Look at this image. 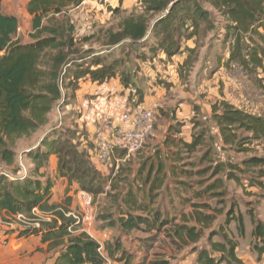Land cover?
<instances>
[{"label": "trees", "instance_id": "1", "mask_svg": "<svg viewBox=\"0 0 264 264\" xmlns=\"http://www.w3.org/2000/svg\"><path fill=\"white\" fill-rule=\"evenodd\" d=\"M25 1L26 11L32 17L30 42H21L16 38L18 21L14 16L2 13L0 0V166L3 167L0 170V227L5 228L4 236L15 239L38 237L49 251L57 252L54 264H105L99 244L81 231V225L70 215L74 213L72 198L65 196L54 204L52 181L41 173L48 166L50 158L56 157L58 177L67 179L69 184H77L81 192L94 194L96 187L102 183V176L92 166L87 153L66 138H50L47 135L36 146L25 148L24 159L32 167L20 179L17 177L16 149L21 140L32 138L49 125L53 107L61 99L59 76L63 66L67 65L65 73H72L64 90L73 92L82 78L89 77L91 82L97 84L114 78L118 73V62L101 64L95 60L89 65L85 64L86 69L80 65L71 68L75 60L69 58L78 50L73 48L74 27L68 19V12L80 6L83 0ZM203 1L215 14L202 8L200 0H141L143 14L123 19L116 33L109 30L108 44L127 40L128 44H139L141 48L148 49L152 55L160 51L170 60L179 54L182 38L187 41L198 37L201 31H212V17L216 15L224 20L220 26L223 32L220 44L222 48H227L228 53L224 67L227 69L236 65L248 76L262 70L264 0ZM160 13L164 15L151 30L153 46L145 34L151 16ZM181 29H185L187 34H181ZM82 54L78 61H84L89 55L97 56L89 50ZM141 58L145 60L147 57ZM121 81L127 84V76L123 73ZM210 108L211 120L224 146L246 152L241 147L251 142L264 149V114H250L224 100L214 102ZM205 139L206 134L201 130L194 134L190 143L182 145L188 153H192L196 147L205 144ZM168 141L166 138L164 144ZM152 168L151 165L145 182ZM222 169L217 163L214 174H220L224 171ZM254 169H257V179L264 178V158H245L239 166L230 165L225 180L240 185L241 174ZM7 170L14 179L5 176L9 174ZM161 171L162 167L158 165L150 192L156 189L155 184L157 187L162 185L159 177ZM221 183L214 182L198 196L209 194L212 198L223 197L226 191L211 192L219 190ZM251 183L252 187H263L261 181ZM218 203L222 202L219 200ZM192 207L198 211L193 210L189 217L183 215L181 223L171 224L170 230H167L173 249L181 251L189 248L196 256L194 264H245L237 256L239 243L229 230L234 223L238 238H244V215L234 207L225 214L224 209L206 203ZM112 215H115V220H112ZM221 215L224 217L218 222ZM245 215L252 225V250L257 261H261L264 256V223L256 220L253 211L246 210ZM18 217L31 226L24 224L21 228L13 229L12 226H19ZM101 219L108 221L110 226L117 225L125 234L145 231L153 236L172 223V220H161L159 212L151 209L149 204L138 201L137 194L131 190L121 197L115 214H106ZM203 239L205 243L199 247ZM111 253L114 254V251L111 250ZM159 263L168 264L167 261Z\"/></svg>", "mask_w": 264, "mask_h": 264}, {"label": "rangeland", "instance_id": "2", "mask_svg": "<svg viewBox=\"0 0 264 264\" xmlns=\"http://www.w3.org/2000/svg\"><path fill=\"white\" fill-rule=\"evenodd\" d=\"M140 1L136 0L127 9H122L120 6L111 9L107 5L108 1L96 0L98 7L96 5L93 7L94 4L88 3V5L80 9L74 8L70 10L68 19L74 27L72 32V37L74 38L73 48L78 50L77 54L69 58L72 61L75 60L71 68L80 65L86 69L88 67L85 64L89 65L96 60V62L101 64L118 62L116 65L117 72L126 69L132 71L136 66L135 60H142L141 56L150 59L161 53L160 51H155V55H152L149 50L141 48L139 44H128L124 40L114 45L108 44L110 41L109 30L116 33L119 23L123 19L143 14V6ZM117 2L120 3L121 0H117ZM199 5L215 14L203 0H200ZM2 11L18 17L20 31L16 38L21 42H30L32 17L27 14L26 6L22 0H3ZM163 15L164 13H160L151 16L152 19L145 34V37H148V42L153 46L155 44L153 41L154 36L151 35L152 26ZM212 20L214 26L212 31H201L198 37L194 38L193 46L190 49L181 47L182 50L179 53L184 52L182 53L184 55L177 57L178 66L174 67V72H176L175 74L178 75L179 79L175 85H166L168 87L166 90L164 89V101L160 107H156L155 120L157 116L166 115V110L171 111L173 115L174 113L182 115L184 110L182 108H188L190 112L186 123L188 122L191 125L192 121H196L195 123L199 126L198 131L203 129L208 132L209 141H207L204 149L208 148L212 151L214 162L238 163L250 157L264 158V149L257 143V145L251 142L244 143L241 148L242 150H247L246 152L223 151L217 143L218 139L215 131H212L213 128L209 122L210 106L222 99L228 103L234 102V105L238 104L242 109L254 114H264V67L251 76L246 75L236 65H231L230 68L226 69L224 61L228 54L227 48H222L220 44L223 33L220 26L223 25L224 20L216 15L212 17ZM173 24L175 25V23ZM181 34H187L186 30L181 29ZM88 50L96 53L97 56L89 55L88 57L86 56L87 58L84 61H78L82 57V53ZM126 62H129V64L126 65ZM66 67L67 65L61 69L59 76L61 99L53 107L49 125L32 138L23 139L18 144L16 151L17 168L19 169V163L26 167L28 162L24 160V155L20 157L21 151L23 149L26 151L25 148L31 145L36 146L47 135L50 138H66L73 144H77L79 150H81L82 144L91 152L93 151L92 140L90 142L87 139L84 124L79 120L77 113L73 109L68 111L69 107L68 105L66 106L67 103H70V100L68 99L69 96L65 98L67 91L64 89L69 84L70 81L68 80L72 74L65 73ZM74 72H76L75 69ZM138 98L139 101L134 103L135 105H141V95ZM145 148L146 146L140 152L129 157H126L123 153L115 152L117 157H121L125 162L121 163L124 166L120 164L118 168L119 174L112 177L113 172H108V175H103L101 178L102 183L96 187L97 192L94 194L88 193L92 200L90 203L91 211L86 206H83L81 192L78 194L76 192L73 193L74 215L83 216L84 212L90 215L88 219H85L86 222L81 224V230L88 231L99 239L105 264H160V261H167L168 264H194L195 254H192L189 248L181 251L173 249L167 236L169 232L167 230H170L171 224L180 223L182 221L181 214H188L189 212V208H185L179 213L180 207L175 193L177 189L172 184L170 186L171 194H169L171 197H168L165 201L159 199L154 204L160 210L161 220L170 222L172 220V223H168L162 232L157 233L155 236L145 231H132L125 234L118 229L117 225L110 226L101 219L106 214H115L116 204L110 206L108 202L109 196L118 194L130 184L127 176L137 168L136 162L143 158L142 155L144 153L142 152ZM183 156L185 163H194V160H196L194 158L198 157V155H196L197 157ZM191 168L194 167L192 166ZM256 170L241 174L242 183L240 185H235L231 182L227 183L231 198L229 206L241 212L245 208L252 210L255 212L257 219L264 223V187L262 188L263 190H257L256 187L251 186V182L255 180L264 184V178H261V180L257 179ZM6 173L10 174V170L9 172L7 170ZM50 180L54 184L55 180L51 178ZM104 187H108V190L103 195ZM251 192H253V195H249ZM113 216L112 220H115V215ZM220 221L221 219L219 218L218 222ZM24 222L21 221L19 226H12V228L18 229L25 226L24 224H26V227L31 226L29 223ZM245 224V236L242 239L238 238L234 224L230 225L229 228L239 243L236 251L237 256L245 264H264V256L261 261H257L256 254L252 250V238L250 236L252 225L247 217L245 218ZM4 230L0 229V264H54L57 252L47 250L45 246L34 239L28 242H16L13 237L10 240L5 239ZM204 243L205 240L203 239L199 247H202ZM111 250L114 251V254L111 253Z\"/></svg>", "mask_w": 264, "mask_h": 264}, {"label": "crops", "instance_id": "3", "mask_svg": "<svg viewBox=\"0 0 264 264\" xmlns=\"http://www.w3.org/2000/svg\"><path fill=\"white\" fill-rule=\"evenodd\" d=\"M106 1H108L107 5H109L111 9H115L119 6L122 9H127L129 5H132L133 3L136 2V0H121L122 3L121 2L118 3L117 0H106ZM22 2L26 6V1L22 0ZM88 3L94 4L93 7L95 5L97 6L96 0H84L81 3V5L76 7L75 9H80L83 6L88 5ZM2 5H3V0H2ZM2 5H1V11H2ZM3 14L14 16L19 23V19L16 15L8 14V13H3ZM19 31H20V27H18V31L16 35L19 34ZM193 40L194 39L184 41L182 48L190 49V47L193 46ZM125 42L128 41L125 40ZM182 53L181 54L179 53L177 56L171 58L170 60H167L162 52L156 55V57L153 56L150 59L149 58H146L145 60L137 59L135 60L136 66L134 70L132 71H128L127 69L121 70L116 74L114 78L105 81L102 84L91 82L89 77L80 79L78 81L77 89L74 90L73 92L68 91L65 98L69 96L68 99L70 100V103L66 104V106L68 105L69 107L68 111L73 109V111L77 113L79 120L85 126L86 135L88 137L87 139L91 142L95 127L101 118L107 117L111 119L114 123L119 124L121 120V115L125 112L127 107H129L130 105H134V103H137L139 101L138 100L139 95H141V100H140L141 104L147 107H154L155 110L156 107H160L162 105V102L164 101L163 98L165 96V90L168 87L166 85L168 84L175 85L179 79L178 75L175 74L176 72H174V67L178 66L177 57L181 55L183 56L184 54ZM125 64L128 65L129 62H126ZM122 73L127 76L126 85L122 84L121 81ZM229 104L239 109H242L240 106H238V104L234 105V102L233 103L230 102ZM182 109H184L182 111L183 112L182 115L179 114L177 115L175 113L173 115L171 111L166 110V115L156 117L153 132L150 135V138L148 139L145 145L146 146L145 150L142 152L145 155L143 154L142 155L143 158L139 159V162H136L137 168L135 169V171L133 173H130L128 176L126 175L128 178V182L130 184L126 186V188L123 191L119 192L118 194L109 196L108 202L110 206L116 204L117 207L118 204H120L121 197L128 190H131L137 194L138 201H142L149 204L151 209L158 211L160 214V210L157 209L154 206V204L159 199L165 201L166 199H168V197H171V195L169 194H171L170 186L172 184L174 188L177 189L175 193L177 195V199L180 207L179 213H181L185 208H189L188 214H181L182 217L183 215L189 217V214L194 213L193 210L198 211V209H194L192 207L193 205L206 203L207 205L215 206L218 209L220 208L224 209V214L228 209L231 208L229 206L231 198L229 196L227 183L229 182L234 183V182L226 181L225 174L228 171L230 165L239 166L242 160L238 163L219 162L218 164L221 165L224 171L221 172L220 174L215 175L214 167L217 164V162H214V160L212 159L213 158L212 151L208 148L204 149V147L207 145V141H209V134L206 130H204L206 134L205 144L199 145L198 147L195 148L194 152L188 153L186 149H184L182 143H190L193 139L194 134L197 133L198 131L197 129L199 126L195 123L196 121H192L191 125L188 122L186 123L190 111L188 108H182ZM246 112L250 114H254L253 112L250 111H246ZM209 113H210L209 122L213 128L212 131H215L216 133V138L218 139L217 143L219 144L221 149L223 151L236 152L234 147L229 145L228 146L223 145L220 135L218 133V129L215 127V125L211 120V108ZM201 130L203 129H200L199 131ZM166 138L169 139V141L168 143L164 144ZM81 150L87 153V155L90 157V162L92 166L101 174V176L108 175V172L110 173L114 172L113 169L108 170L103 168L102 166H99L95 162L93 156L91 157L92 152L82 144H81ZM22 151H24V149ZM116 153H122V152H116ZM205 153L207 154L206 157H204ZM183 155H188L190 157H197L196 155H198V157L194 158L196 159L194 160L195 161L194 163H185V158ZM112 161L113 164L116 165L118 168L121 163H125L122 160V158L119 156L117 157V154L115 153L112 156ZM26 165L27 166L26 167L23 166V168H25L28 172L32 166L29 161L27 162ZM151 165L153 166L152 171L150 173L148 181L145 182V179L147 178ZM158 165L162 167L161 174L159 175V177L162 179V185L160 187H157V184H155L156 189L150 192L149 188L152 182L154 181V179L156 178L155 173ZM121 166L124 165L121 164ZM192 166L194 168H191ZM0 170H3L2 166H0ZM18 170H19L18 171V175H19L20 169L18 168ZM41 173H43L44 178H51L55 180L51 191L52 202L54 204L59 203L62 200V198H64L65 196H70L72 198L73 193L76 192V194H78L79 192H81L79 191L77 184L75 183L69 184L67 179L58 177L56 157L50 158L48 166L43 168L41 170ZM114 174L115 175L119 174V170L115 171ZM216 181L222 182L221 184H219L220 189L211 192L217 193V192L226 191L227 194H225L223 197L220 198H212L210 197L209 194L207 195L202 194L201 197L198 196L199 193L204 192V190L209 185L213 184ZM132 183H134L135 185ZM256 189L263 190L258 187H256ZM252 193L253 192L249 193V195H253ZM219 200L220 202H222L221 204L218 203ZM200 210L204 211L203 209ZM246 210L248 209L245 208L243 212L240 211L244 215V222H245V218L247 217L245 215ZM253 214L256 220H258L255 212H253ZM113 217L114 216L112 215V218ZM223 217L224 216L221 215L218 218L222 220ZM18 220L20 222L22 221L21 218L19 217ZM104 222L108 223V221H104ZM0 229L4 230V228L2 227H0ZM81 231L87 233L93 240L99 243V239L91 235L90 232L85 230H81ZM11 237L12 236H6L5 239L10 240ZM13 239L16 242H28L34 239L39 241L40 243L39 238L34 236L28 239H15V237H13ZM41 245L47 248L46 244H41Z\"/></svg>", "mask_w": 264, "mask_h": 264}, {"label": "built area", "instance_id": "4", "mask_svg": "<svg viewBox=\"0 0 264 264\" xmlns=\"http://www.w3.org/2000/svg\"><path fill=\"white\" fill-rule=\"evenodd\" d=\"M155 111L154 107L134 104L126 108L121 115L119 124L114 123L107 117L101 118L97 123L92 137V156L99 166L114 170L112 177L115 176L114 173L118 170V167L112 161L113 154L122 152L126 157H129L140 152L145 147L154 129ZM27 173V170L20 164V174L17 177L21 179ZM5 176L8 179H14L10 174H5ZM107 190L108 187H104L102 194L104 195ZM81 195L83 206L90 210L91 196L84 192ZM70 215L80 225L84 224L86 222L85 219L90 217L87 212H84L83 216H75L74 213ZM99 251L102 254L100 244Z\"/></svg>", "mask_w": 264, "mask_h": 264}, {"label": "water", "instance_id": "5", "mask_svg": "<svg viewBox=\"0 0 264 264\" xmlns=\"http://www.w3.org/2000/svg\"><path fill=\"white\" fill-rule=\"evenodd\" d=\"M24 152H25V151H22V152L20 153V157H22V156H23Z\"/></svg>", "mask_w": 264, "mask_h": 264}]
</instances>
